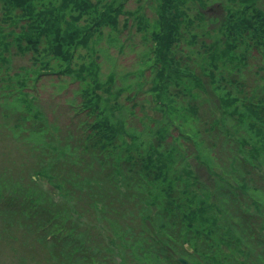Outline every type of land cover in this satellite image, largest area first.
Masks as SVG:
<instances>
[{
  "label": "trees",
  "instance_id": "1",
  "mask_svg": "<svg viewBox=\"0 0 264 264\" xmlns=\"http://www.w3.org/2000/svg\"><path fill=\"white\" fill-rule=\"evenodd\" d=\"M11 232L17 264H264V0H0Z\"/></svg>",
  "mask_w": 264,
  "mask_h": 264
},
{
  "label": "rangeland",
  "instance_id": "2",
  "mask_svg": "<svg viewBox=\"0 0 264 264\" xmlns=\"http://www.w3.org/2000/svg\"><path fill=\"white\" fill-rule=\"evenodd\" d=\"M149 14H150V12H149ZM132 31H134V29H132ZM138 40L139 39H138L137 36H135L134 39H133V41H138ZM132 56H133V54L131 52H128L127 54H125V55H123L122 57L119 58L118 64H120L122 66L128 67L129 64L131 63L130 62V58ZM15 63L16 64H26V61L21 60V59H18ZM68 93L69 92L67 90V94ZM47 94L48 93H43V92L41 93L42 96H47ZM208 98H209V96H208ZM53 102H54V104L56 103V98H54ZM57 110H59V108ZM196 167L198 169L199 174L202 175V178H204L207 175L204 172V167L198 166V165H196ZM44 187L46 189H49L50 188L47 183H44ZM237 193H238V196H239L240 195V192L237 191ZM258 200H259L260 203L263 204V197L261 195H259V199ZM250 208H251L252 211H254V210L255 211H261L262 210L263 211V206H261L259 208L260 210L256 209L255 205L254 206L253 205H250ZM262 217H263V215H262ZM12 230H15V229H12ZM13 235L15 236V239L12 238V237H10V236H13ZM22 237H24V236L21 233L11 232V233H8L7 234V240H4L3 243H0V264H17V259L16 258L18 256V252L14 251V250L12 251L11 250V247H13V246H11L8 243L9 242L12 243L13 240H18V239H20ZM15 243H18V242H15ZM14 248L18 249L16 245H14ZM30 264H34V263L30 262Z\"/></svg>",
  "mask_w": 264,
  "mask_h": 264
},
{
  "label": "water",
  "instance_id": "3",
  "mask_svg": "<svg viewBox=\"0 0 264 264\" xmlns=\"http://www.w3.org/2000/svg\"><path fill=\"white\" fill-rule=\"evenodd\" d=\"M181 262H184L182 259H179Z\"/></svg>",
  "mask_w": 264,
  "mask_h": 264
}]
</instances>
